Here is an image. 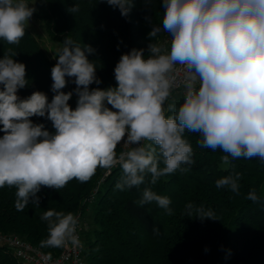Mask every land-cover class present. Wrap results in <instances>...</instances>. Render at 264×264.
Wrapping results in <instances>:
<instances>
[{"label":"clouds","instance_id":"clouds-1","mask_svg":"<svg viewBox=\"0 0 264 264\" xmlns=\"http://www.w3.org/2000/svg\"><path fill=\"white\" fill-rule=\"evenodd\" d=\"M106 2L123 16L132 7L131 0ZM163 6V31L171 38L150 43L147 57L144 49L123 54L114 68L115 88L89 87L101 83L88 59L94 50L68 36L55 52L50 102L41 91L19 97L29 83L26 66L12 55L0 59V188L16 187L18 211L38 205L42 186L86 183L98 167H121V191L187 171L182 165L193 163V148L186 132L199 134L201 147L221 150L225 169L233 159L264 161V0H163ZM35 11L28 0H0V39L19 44ZM160 32L155 27L149 36ZM66 77L75 78V109L68 103L73 92L62 91ZM33 116L50 120L55 133L34 124ZM122 140L127 150L117 155ZM241 176H223L216 187L239 195ZM246 199L260 201L255 189ZM152 202L171 215L170 198L145 187L140 203ZM187 208L189 216L216 219L211 209ZM41 219L48 236L40 247L83 246L74 213L50 209Z\"/></svg>","mask_w":264,"mask_h":264},{"label":"trees","instance_id":"trees-1","mask_svg":"<svg viewBox=\"0 0 264 264\" xmlns=\"http://www.w3.org/2000/svg\"><path fill=\"white\" fill-rule=\"evenodd\" d=\"M131 3L129 15L123 16L106 0H35L34 14L44 21L53 40L62 44L68 36L81 47L88 45L94 50L88 59L96 64L101 83L89 87L107 89L117 87L114 68L123 54L144 49L147 57L148 45L164 34L163 0ZM74 5L80 6L79 11L69 12ZM155 27H160L161 32L151 38L149 33ZM4 55H12L26 66L29 83L18 90V96L27 98L41 91L50 102L54 96V65L28 28L19 44L10 45L0 39V59ZM74 79L66 77L68 83L62 91L70 92ZM30 119L55 133L46 117ZM3 135L0 132V137ZM184 138L192 145L193 163L182 165L187 171L178 169L155 184L146 182L121 191L116 188L123 174L121 167H98L86 183L73 179L58 190L42 186L37 193L38 205L29 202L22 211L15 207L16 187L5 185L0 188V233L16 234L54 256L61 248L40 247V241L48 236L47 221L41 219L43 213L52 209L76 214L89 206L92 221L82 233L87 264H264V161L259 157L233 159L225 169L221 150L201 147L196 133L186 132ZM122 151L123 147L117 145V155ZM234 172L242 173L239 195L226 188L218 189L215 184ZM145 187L170 198L171 215L155 202L140 203ZM252 189L260 197L259 202L246 199ZM189 203L211 209L216 219L202 220L195 217L194 211L189 216ZM0 264L33 263L15 257L10 246L0 240Z\"/></svg>","mask_w":264,"mask_h":264},{"label":"built area","instance_id":"built-area-1","mask_svg":"<svg viewBox=\"0 0 264 264\" xmlns=\"http://www.w3.org/2000/svg\"><path fill=\"white\" fill-rule=\"evenodd\" d=\"M170 38L168 33H164L161 43H165ZM122 142L124 143L123 140ZM123 143V151H126L127 149L123 146ZM75 215L79 220L77 234L82 242V247L66 245L61 248L58 254L51 256L16 234L0 233V240H3L10 246L15 257L33 264H87L83 253L84 242L82 240V232L87 230L89 224L82 220V213H76Z\"/></svg>","mask_w":264,"mask_h":264},{"label":"rangeland","instance_id":"rangeland-1","mask_svg":"<svg viewBox=\"0 0 264 264\" xmlns=\"http://www.w3.org/2000/svg\"><path fill=\"white\" fill-rule=\"evenodd\" d=\"M28 3L32 6H34L35 0H28ZM36 40L38 46L43 50V52L46 54V56L51 59L53 62V65L57 63L58 57L55 56V52L62 47V44L53 40L46 29V25L44 24V21L40 18H38L35 14L30 18L28 22V27H27ZM166 33V32H164ZM162 37V35H161ZM158 41L161 42V38L158 39ZM71 89L70 91L73 92L72 98L69 100V105L71 106L72 109L76 108L77 105V100H78V95L74 92V89L76 88V85L74 82L70 84ZM122 141H121V146H122ZM82 220L86 222H91L92 221V214H91V208L89 206L86 207L84 212H82ZM84 232V231H83ZM82 232V233H83ZM92 233L90 234V236ZM82 240L84 242V238L82 236Z\"/></svg>","mask_w":264,"mask_h":264}]
</instances>
